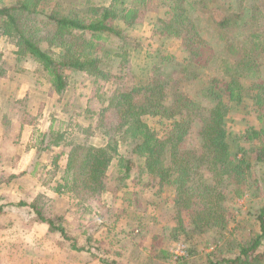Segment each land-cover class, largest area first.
<instances>
[{
  "label": "trees",
  "instance_id": "1",
  "mask_svg": "<svg viewBox=\"0 0 264 264\" xmlns=\"http://www.w3.org/2000/svg\"><path fill=\"white\" fill-rule=\"evenodd\" d=\"M246 1L235 0L233 4L214 1L209 10L207 0L164 2L169 16L162 22L160 34L183 37L189 56V62L177 73L187 72V80L195 79L199 67L205 69L209 63L222 73V78L209 79L201 90L211 106H204L176 89L171 82L174 73L161 72L162 66L154 68L146 79L127 75L125 80L104 67L105 60L113 59L120 68L127 66L129 42L112 21L121 19L131 27L140 16L139 5L143 6L147 0H112L109 6L95 0H77L72 5L63 0H16L0 7V35L13 41L15 60L19 65L22 62L37 65L46 74L52 92L62 94L66 89V72L85 73L102 81L114 77L117 81L103 99L105 106L97 115L95 128L81 127L89 137L82 143L64 142L70 150L61 182L54 190L58 194L66 191L76 198L80 195L83 200L97 201L105 191L107 172L112 167L111 173L118 183L129 179L135 171V179L139 183L145 180L144 186L156 190V196L169 192L173 225L152 235L149 254L153 253L156 258L173 256L158 246L170 240L193 243L194 250L178 258L184 264H201L195 263L201 258H205L206 264H264V205L256 210L246 209L258 230L255 236H236L237 230H246L236 215L225 220L228 199L243 197L248 190L255 196L264 187V81H259L257 76L264 65V23L260 22L264 13L258 8L259 0L248 4ZM199 9L203 16L205 12L219 36L221 45L220 51L215 52L217 55L211 53V41L201 37L198 26L187 16L189 11ZM22 69L20 66L16 71ZM6 74L0 68V77ZM251 79V98L261 126L248 129L233 144L234 138L226 126L230 104L241 102L244 82ZM145 116L163 118L169 122L170 129L163 137L157 136L144 122ZM197 122V146L184 148V140ZM62 133L51 128L38 133L34 144L37 157L51 144L63 145ZM94 137L99 139L96 144L91 143ZM51 138L53 141L47 144ZM126 142L136 162L120 153L119 147ZM58 158L57 155L55 163ZM39 200L37 197L19 206H28L48 226L49 235L59 232L65 237L64 228L56 224L59 217L48 216L45 204ZM215 229L230 230L228 242L224 246L215 243L206 254L203 251L207 246L203 251H195L200 244L197 243L200 233ZM136 231L138 234L140 230ZM221 246L227 254L220 251ZM71 247L76 251L84 249L74 243ZM192 255L196 258L190 259ZM105 262L117 264L114 260Z\"/></svg>",
  "mask_w": 264,
  "mask_h": 264
},
{
  "label": "rangeland",
  "instance_id": "2",
  "mask_svg": "<svg viewBox=\"0 0 264 264\" xmlns=\"http://www.w3.org/2000/svg\"><path fill=\"white\" fill-rule=\"evenodd\" d=\"M14 1L16 0H0V7L8 6ZM63 1L68 5L77 2V0ZM95 1L102 6H109L112 2V0ZM214 1L215 4H233L235 0ZM214 1L207 0L208 10L210 7L212 9ZM250 1L252 0H247V4ZM164 2L165 0H147L143 6L139 5L140 16L131 27L126 26V23L121 19L112 21V25L120 28L123 36L128 39L129 43L126 44V49L129 61L126 67L120 68L117 60L113 59L111 62L105 60L104 67L112 75L118 77L121 75V79L125 80L127 75L146 79L154 68L162 66L161 72L174 73L171 74L173 75L171 82L173 81L176 89L188 98L202 102L204 106H211L208 98L201 95V90L209 79L222 78V73L214 68L213 63H209L202 70L199 67L195 79L187 80L189 78L187 72L177 73L189 62V56L183 45V37H165L160 34L159 28L169 16L168 6ZM257 5L264 13V0L257 1ZM188 15L191 21L198 26L201 37L211 41V53L217 55L221 42L213 28L214 25L205 16V12L203 16V11L199 9L193 12L189 11ZM262 15L260 22L264 23V14ZM215 16H218L217 12ZM15 50L13 41L0 35V60L2 61H0V68L6 73L22 71L33 76L37 82H40L45 101L32 105V98H27L15 102L11 109L14 111V119L17 122V118L21 116L24 121L22 124L28 125L30 146L34 147L38 133L47 132L50 128L63 132V141L61 142L63 145L57 147L51 144L47 151L41 153L40 157L35 156L27 170L28 178L20 181L23 192L10 188L5 190L4 186L8 183L5 184L3 179L7 174L0 171V187L2 188L0 192L3 193L5 190L4 194L9 195L11 199L21 197L28 200L29 203L39 197L38 202L45 204L46 214L50 217H59L60 220L56 224L64 228L65 237L57 232L55 235L50 234L49 238L47 236L44 238L40 234L42 229L38 227L40 221L28 206L18 207L5 200V202L0 201V249H2L1 242L3 241L11 248L10 251H14L18 256H20L19 254L23 255L24 261L28 264H107L106 260H114L117 264H184L178 258L187 256L188 250H194L193 243L163 241L158 246L169 250L173 254L172 257L163 259V255L156 258L153 253L149 254L152 235L160 233L162 230H169L173 225L174 213L170 208L172 204L167 199L169 192L164 191L159 193V197L156 196V190L144 186L145 180L139 183L138 179H135V171L129 179L118 183L114 177L115 174L111 173V167L107 172L105 191L97 201L83 200L80 195L76 198L72 193L66 191V193L58 194L54 190L61 182L62 169L65 167L67 152L70 150V147L64 142L69 140L81 142L89 137L81 130L89 125L95 128L97 115L105 106L103 99L117 84V81H114L115 78L102 81L85 73L66 72L67 87L62 94H56L52 92L46 74L37 65L23 62L19 65L13 53ZM122 52L123 50H120V53ZM107 64L109 65L106 66ZM20 66L23 69L16 71ZM257 76L260 77L259 81H264V65H261ZM251 81L252 79L244 82L241 102L230 104L226 126L234 138L233 144H236L235 140L246 133L248 129L261 126L257 119L254 100L251 98L252 93L249 87ZM144 122L159 137H163L170 129L169 122L163 118L145 116ZM198 125L199 122L192 125L184 140V148L191 149L197 146ZM13 129L12 123L3 122V126L0 127V135L5 134L6 137ZM91 139H93L91 142L93 144L99 140L96 137ZM20 141L21 136L18 141L17 135L13 144L19 145ZM48 141L47 144L53 139ZM243 144L247 146L246 142ZM126 146H129L127 142L125 146L119 147L120 153L136 162V157ZM0 148L1 154L5 148L2 142ZM57 155L59 158L55 163L54 159ZM36 162L38 165L35 166ZM56 167L58 168L56 169ZM260 192L263 197L261 193L254 196V193L248 190L243 197L226 201L225 205L229 209L225 220L228 221L236 215L237 220L241 221L242 227L246 229V233L244 230H237L236 236L238 234L240 236L247 234L255 236L258 231L255 223L253 224L252 215L247 214L246 209L256 210L264 205V187ZM17 213L18 218L15 215ZM45 226L48 228L47 225ZM123 228H126L124 233L122 232ZM136 230H140L138 234ZM4 232L6 234L3 236ZM229 233L230 230L227 229H215L200 233V241L197 242L200 244L195 248V251H203V248L207 246L203 251L206 254L212 251L215 243L224 246L230 237ZM39 234L41 237L38 236ZM73 243L76 247L84 249L82 251L74 250L71 247ZM223 246L220 251L227 254ZM192 258H196V256H190V259ZM198 261L201 264H206L205 258L198 259L195 263H199Z\"/></svg>",
  "mask_w": 264,
  "mask_h": 264
},
{
  "label": "crops",
  "instance_id": "3",
  "mask_svg": "<svg viewBox=\"0 0 264 264\" xmlns=\"http://www.w3.org/2000/svg\"><path fill=\"white\" fill-rule=\"evenodd\" d=\"M39 83L40 82H37L33 76L22 71L17 73H7L5 77L0 78V127L3 126V122H9L12 123V127L14 128L6 137L5 134L0 135V146L2 142V145L5 147L3 152L0 154V171H4V173L7 174L6 178L3 179L5 184L8 183L4 186L5 190L10 188L16 191H24L22 190L20 181L28 178L27 170L36 156V148L30 146L28 143L30 138L28 125L22 124L24 121L22 120L21 116L17 118L16 122L14 119V111L11 109L13 108V104L15 102L27 98H32V105L35 103L44 102V92ZM17 135L18 141L20 140L21 136V141L19 145L15 146L13 142L15 141ZM1 189L2 188L0 187V191ZM5 190L3 193L0 192V201L5 202V200H7L9 203H11V205L18 207H21L19 205H23L24 203L29 204L28 200H24L21 197L18 199H11L9 195L4 194ZM18 213L21 212L18 211ZM18 213L15 214L16 217L18 216ZM45 225L46 224H43L42 222L39 223L38 227L39 229H42L40 230V234L44 238L45 236L49 238L50 235L48 228H46ZM5 234L6 232L3 233V236ZM40 234L38 235L39 237H41ZM1 246L2 249H0V264H28L24 261L23 255L19 254L20 256H18L14 251H10L11 248L5 245V242L2 241Z\"/></svg>",
  "mask_w": 264,
  "mask_h": 264
}]
</instances>
